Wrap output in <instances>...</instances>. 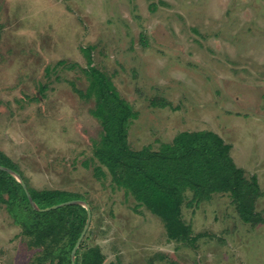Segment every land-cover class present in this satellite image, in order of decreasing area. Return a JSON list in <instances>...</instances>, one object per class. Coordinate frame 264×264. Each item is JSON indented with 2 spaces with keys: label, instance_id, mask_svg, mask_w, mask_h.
Wrapping results in <instances>:
<instances>
[{
  "label": "rangeland",
  "instance_id": "obj_1",
  "mask_svg": "<svg viewBox=\"0 0 264 264\" xmlns=\"http://www.w3.org/2000/svg\"><path fill=\"white\" fill-rule=\"evenodd\" d=\"M86 46L135 113L131 149L214 131L256 177L264 219V0H0V150L30 187L84 197V244L102 264H264V222L242 221L228 193L195 204L186 192L185 243L108 173L93 176L101 126L75 91ZM41 253L0 203V264H46Z\"/></svg>",
  "mask_w": 264,
  "mask_h": 264
},
{
  "label": "trees",
  "instance_id": "obj_2",
  "mask_svg": "<svg viewBox=\"0 0 264 264\" xmlns=\"http://www.w3.org/2000/svg\"><path fill=\"white\" fill-rule=\"evenodd\" d=\"M92 48H81L86 59L82 72L87 84L84 90L75 91L80 97L92 100L90 114L101 126L99 139L92 143V154L97 162L92 167L93 176L101 180L108 173L112 183L130 194L137 206L143 205L161 219L168 237L181 242L194 240L189 225L181 217L187 191L191 193L189 203L195 204L209 199L213 193H228L242 221L264 222L254 211V202L262 195L256 177L244 176L230 159L228 145L214 131H182L157 149L129 147L128 124L135 113L109 76L93 64ZM0 165L19 173L40 209L68 200H85L70 191L30 187L16 163L1 150ZM0 203L28 237L29 245L41 249L40 263L71 264L70 252L86 222L84 206L70 203L36 210L30 205L22 185L3 170H0ZM86 233L75 252L74 263L102 264L104 254L100 247L85 246Z\"/></svg>",
  "mask_w": 264,
  "mask_h": 264
},
{
  "label": "water",
  "instance_id": "obj_3",
  "mask_svg": "<svg viewBox=\"0 0 264 264\" xmlns=\"http://www.w3.org/2000/svg\"><path fill=\"white\" fill-rule=\"evenodd\" d=\"M0 170L6 171V172L10 173L12 176L15 177V179L22 185V187H23V189L25 191V194H26V196L28 198V201H29L30 205L34 209H36V210H48L50 208H56V207H59V206H62V205L70 204V203H78V204H81L82 206L85 207L86 212H87L86 222H85V225H84V227H83V229H82L79 237L77 238V240H76V242H75V244H74V246H73V248H72V250L70 252V261H71V264H75L74 263L75 252H76V250H77V248H78V246H79V244H80V242H81V240H82V238H83V236H84V234H85V232H86V230H87V228L89 226L90 219H91V211H90L89 205L85 202V200L73 199V200H68V201H64V202L57 203V204L52 205L50 207H46V208L40 209L35 204V202L33 201L32 197H31L30 193L28 192L27 187H26L23 179L19 175V173H17L16 171H14V170H12L10 168H7L5 166H2V165H0Z\"/></svg>",
  "mask_w": 264,
  "mask_h": 264
}]
</instances>
